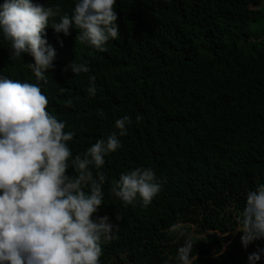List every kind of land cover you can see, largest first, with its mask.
I'll return each instance as SVG.
<instances>
[{
	"label": "trees",
	"instance_id": "obj_1",
	"mask_svg": "<svg viewBox=\"0 0 264 264\" xmlns=\"http://www.w3.org/2000/svg\"><path fill=\"white\" fill-rule=\"evenodd\" d=\"M262 1L117 0L119 36L103 52L76 39L78 30L65 36L46 29L55 67L39 84L46 110L75 133L73 156L116 130V119H132L122 147L101 169L108 180L94 215L106 214L118 226L102 241L101 264H177L185 239L194 244V264H247L264 247L261 239L244 249L236 232L223 249L229 235L198 237L185 225L230 232L247 191L264 183V8L251 7ZM35 2L58 5L61 15L74 7V0ZM9 49L0 33V74L37 83L26 67L33 58H10ZM74 60L89 72L65 71ZM92 75L95 96L87 92ZM140 166L151 167L161 184L146 207L139 198L125 204L110 191L121 172ZM177 222L184 235L171 231Z\"/></svg>",
	"mask_w": 264,
	"mask_h": 264
},
{
	"label": "clouds",
	"instance_id": "obj_2",
	"mask_svg": "<svg viewBox=\"0 0 264 264\" xmlns=\"http://www.w3.org/2000/svg\"><path fill=\"white\" fill-rule=\"evenodd\" d=\"M116 3L74 0L71 14L63 15L58 5L35 0L0 3V33L11 42L10 58L30 55L34 62L26 67L37 79L29 83L0 74V264H101L102 241L112 239L118 228L108 215L94 214L103 205L108 180L101 171L105 157L122 147L120 137L127 135L131 117L116 119V130L73 156L69 142L75 133L65 132L66 123L46 110L48 100L39 84L47 82L46 73L55 67L56 51L46 29L65 36L78 30L76 39L106 51V43L119 36ZM64 70L78 75L89 67L74 60ZM95 80L89 76L91 96L96 94ZM160 190L155 171L143 166L121 172L110 188L125 204L139 198L145 207ZM171 231L184 235L178 222ZM234 231L242 233L244 249L264 239V183L247 191ZM193 249V242L185 239L177 250V264H194ZM262 256L264 247H257L247 264H257Z\"/></svg>",
	"mask_w": 264,
	"mask_h": 264
},
{
	"label": "rangeland",
	"instance_id": "obj_3",
	"mask_svg": "<svg viewBox=\"0 0 264 264\" xmlns=\"http://www.w3.org/2000/svg\"><path fill=\"white\" fill-rule=\"evenodd\" d=\"M252 8L254 9H257V8H264V1H262L261 3H258V4H252L251 5ZM181 224H185V223H181ZM186 226H190V232L192 235L194 236H198V237H202V236H206L208 232H215L219 237H224V236H228L229 235V238L224 242V245H223V249H226L227 248V245L228 243L232 240V238L234 237L236 231H234V229L237 227V225L230 231V232H227L225 234L219 232V231H216V230H206L204 232H200L199 231V227L193 223H186L185 224ZM217 251H215L214 248H212V252L211 254H216Z\"/></svg>",
	"mask_w": 264,
	"mask_h": 264
}]
</instances>
